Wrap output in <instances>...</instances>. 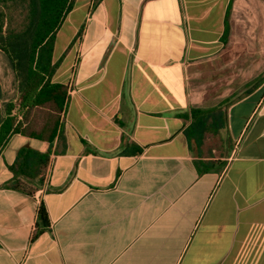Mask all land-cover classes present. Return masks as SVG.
<instances>
[{
    "label": "crops",
    "instance_id": "0c3cea01",
    "mask_svg": "<svg viewBox=\"0 0 264 264\" xmlns=\"http://www.w3.org/2000/svg\"><path fill=\"white\" fill-rule=\"evenodd\" d=\"M51 62L62 108L21 125L45 137L0 147V264H264V0H73ZM9 67L0 124L19 113ZM223 102L228 147L198 156L191 111ZM24 148L41 176L11 170Z\"/></svg>",
    "mask_w": 264,
    "mask_h": 264
},
{
    "label": "trees",
    "instance_id": "16d2710c",
    "mask_svg": "<svg viewBox=\"0 0 264 264\" xmlns=\"http://www.w3.org/2000/svg\"><path fill=\"white\" fill-rule=\"evenodd\" d=\"M72 5L73 0H0V50L7 56L19 78L18 111L26 119L37 106L50 103V109L54 112H59L62 108L65 88L61 84L50 83L48 79L56 67L51 62L55 33ZM261 80L262 77L254 80L245 94L252 91ZM228 104L223 102L208 109H192L191 123L184 134L191 147L195 146L198 156L202 155L201 146L206 135L217 134L225 128V109ZM13 107V103L8 104V116L0 124V147L12 131L45 137L41 132L30 131L29 126L22 127L21 121L16 123V115L10 114ZM53 136L52 131L48 140H52ZM47 160V154L24 148L18 152L10 168L15 175H27L33 179L34 176L42 175ZM34 167L38 169L34 171ZM7 185L15 190L32 193L27 184L19 179L11 180ZM48 227L46 210L40 204L34 235Z\"/></svg>",
    "mask_w": 264,
    "mask_h": 264
},
{
    "label": "rangeland",
    "instance_id": "374dc122",
    "mask_svg": "<svg viewBox=\"0 0 264 264\" xmlns=\"http://www.w3.org/2000/svg\"><path fill=\"white\" fill-rule=\"evenodd\" d=\"M8 68L9 67V61L7 56L0 50V73L3 72V68ZM10 76L11 78H14V73L13 71L10 69ZM13 88L9 89V91L7 92L9 95H15V85L13 84ZM240 90L242 91L243 88H232V99L240 97L242 94H240ZM17 99L15 100V103H18V99H19V95H17ZM16 111V110H15ZM16 117L18 118V120L21 121V123H24L27 121V119L23 116L19 118V115H21V113H16ZM26 119V120H25ZM36 119L35 118H31L29 123L32 125H35ZM27 123V122H26ZM229 144V138L225 132L224 129H221L217 134H207L206 138L204 140L203 143V149H202V153L203 154H216L218 155L219 153H222L225 148L228 147Z\"/></svg>",
    "mask_w": 264,
    "mask_h": 264
},
{
    "label": "built area",
    "instance_id": "2783aa9c",
    "mask_svg": "<svg viewBox=\"0 0 264 264\" xmlns=\"http://www.w3.org/2000/svg\"><path fill=\"white\" fill-rule=\"evenodd\" d=\"M22 116V114L21 115H19V118ZM21 119V118H20ZM18 121H20V120H18Z\"/></svg>",
    "mask_w": 264,
    "mask_h": 264
}]
</instances>
